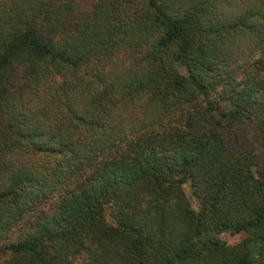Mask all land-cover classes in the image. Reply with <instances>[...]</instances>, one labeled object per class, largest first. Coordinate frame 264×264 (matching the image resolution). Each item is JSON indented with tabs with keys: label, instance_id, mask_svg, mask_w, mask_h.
Wrapping results in <instances>:
<instances>
[{
	"label": "trees",
	"instance_id": "obj_1",
	"mask_svg": "<svg viewBox=\"0 0 264 264\" xmlns=\"http://www.w3.org/2000/svg\"><path fill=\"white\" fill-rule=\"evenodd\" d=\"M0 264H264V0H0Z\"/></svg>",
	"mask_w": 264,
	"mask_h": 264
},
{
	"label": "rangeland",
	"instance_id": "obj_2",
	"mask_svg": "<svg viewBox=\"0 0 264 264\" xmlns=\"http://www.w3.org/2000/svg\"><path fill=\"white\" fill-rule=\"evenodd\" d=\"M220 238L227 240L230 243L238 241L241 237L240 235H231L230 233H223L220 235Z\"/></svg>",
	"mask_w": 264,
	"mask_h": 264
}]
</instances>
